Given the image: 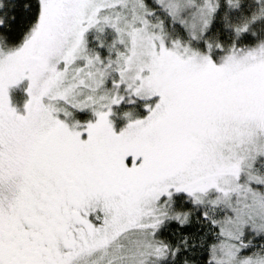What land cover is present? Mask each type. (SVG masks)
Returning <instances> with one entry per match:
<instances>
[{"label":"snow or ice","instance_id":"6c2138e0","mask_svg":"<svg viewBox=\"0 0 264 264\" xmlns=\"http://www.w3.org/2000/svg\"><path fill=\"white\" fill-rule=\"evenodd\" d=\"M0 264H264V0H0Z\"/></svg>","mask_w":264,"mask_h":264}]
</instances>
